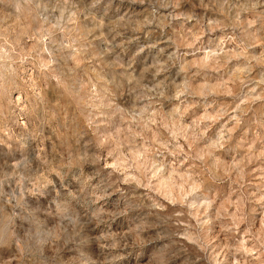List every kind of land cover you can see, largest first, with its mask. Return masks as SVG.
<instances>
[{
    "label": "rangeland",
    "instance_id": "1",
    "mask_svg": "<svg viewBox=\"0 0 264 264\" xmlns=\"http://www.w3.org/2000/svg\"><path fill=\"white\" fill-rule=\"evenodd\" d=\"M0 264H264V0H0Z\"/></svg>",
    "mask_w": 264,
    "mask_h": 264
}]
</instances>
